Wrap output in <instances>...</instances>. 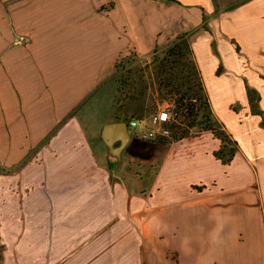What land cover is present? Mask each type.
Instances as JSON below:
<instances>
[{
  "label": "crops",
  "instance_id": "0c3cea01",
  "mask_svg": "<svg viewBox=\"0 0 264 264\" xmlns=\"http://www.w3.org/2000/svg\"><path fill=\"white\" fill-rule=\"evenodd\" d=\"M189 2L195 18L187 13L183 30L195 27L189 46L211 112L238 143L229 164L213 155L220 140L210 131L165 141L129 130L111 152L102 125L134 117L115 116L89 135L75 110L128 43L104 42L101 28L93 41L86 27L55 22L9 36L0 12L2 264H264V126L245 90L258 92L264 110V70L248 76L244 65L264 56V0ZM25 21L35 25L31 14ZM132 45L146 57L158 42ZM148 151L143 180L132 158Z\"/></svg>",
  "mask_w": 264,
  "mask_h": 264
},
{
  "label": "rangeland",
  "instance_id": "374dc122",
  "mask_svg": "<svg viewBox=\"0 0 264 264\" xmlns=\"http://www.w3.org/2000/svg\"><path fill=\"white\" fill-rule=\"evenodd\" d=\"M214 1L216 8H220L238 0ZM191 7L195 8L189 0H178V2L171 0H0V12L7 9L9 36L14 32L19 34H23V31L31 32L38 26L41 28L55 22L68 31H74L80 26L86 27L88 38L93 41L99 40L96 30L101 28L102 31L99 32L103 33L104 42L128 43L127 51L121 53L116 60L118 68H113V72L97 85L98 88L89 92L77 105L75 116L81 118L89 135H97L102 123L112 120L113 116L148 117L159 102L174 100L175 97L171 96L172 91L166 85L167 82L163 81L164 76L167 75L166 73L157 75L154 59H161L164 51L179 36L184 35L188 43L195 39V27L183 30V20L187 13L195 18V10L191 11ZM22 14L25 16L23 26L17 19ZM29 14L35 22L32 27L25 21ZM53 18L56 20L53 21ZM18 39L20 42L23 41L22 38ZM150 40L158 42L156 52L152 51L149 56L139 57L132 42H149ZM244 65L248 76L264 70V56L259 61ZM183 66L187 68L186 64ZM183 66L178 65L176 69ZM213 68L212 60H206L202 68L208 87L214 84ZM183 73H186V70ZM261 84L264 91V83ZM119 85L125 92L129 89V93L127 99L116 102L115 96ZM115 104L118 105L117 108ZM131 132L138 134L143 130L131 128ZM0 135L6 136V130L3 127H0ZM6 146V142L0 141V148L5 150ZM148 153L149 151L146 155H141L139 157L141 160H138L135 155L132 158V164L136 166L143 180L150 171L149 159L151 158ZM22 163L23 160L19 159L13 165L19 167ZM156 165L159 167V164Z\"/></svg>",
  "mask_w": 264,
  "mask_h": 264
},
{
  "label": "trees",
  "instance_id": "16d2710c",
  "mask_svg": "<svg viewBox=\"0 0 264 264\" xmlns=\"http://www.w3.org/2000/svg\"><path fill=\"white\" fill-rule=\"evenodd\" d=\"M171 1L178 2V0ZM202 20L203 22L205 21L204 14H202ZM172 42L164 51L162 58L154 59V61L157 67V75L166 73L167 76H164L163 81L167 82L166 85L172 91L171 96L175 97L174 101L182 108V125H177L174 128V140L197 135L202 131H210L220 140L219 147L213 152V155L223 164H229L238 150V143L227 133L223 124L211 112L200 72L195 65L192 51L185 36H179L177 40ZM154 52H156V47ZM184 64L187 65V68H184ZM178 65H182L183 67L176 69ZM114 68H118L117 61L114 64ZM185 70L186 73H183ZM220 71L221 65L219 64L216 69V74H219ZM245 90L251 112L260 115L261 124L264 126V110L259 107L260 97L258 92L247 83H245ZM126 91L128 92L123 91L120 85L117 87L116 102L127 99L129 89ZM117 107L118 105L115 104V108ZM131 117L137 116L134 115ZM113 118L115 120L120 119V117L115 116ZM7 172V168L0 164V174ZM4 248L5 246L0 238V264L3 261Z\"/></svg>",
  "mask_w": 264,
  "mask_h": 264
},
{
  "label": "built area",
  "instance_id": "2783aa9c",
  "mask_svg": "<svg viewBox=\"0 0 264 264\" xmlns=\"http://www.w3.org/2000/svg\"><path fill=\"white\" fill-rule=\"evenodd\" d=\"M181 113L182 108L174 100H163L148 117L131 118L126 124L129 130L141 128L142 133H134L141 139L171 141L174 140V128L182 125ZM145 207L149 208V203H146Z\"/></svg>",
  "mask_w": 264,
  "mask_h": 264
},
{
  "label": "water",
  "instance_id": "95a60500",
  "mask_svg": "<svg viewBox=\"0 0 264 264\" xmlns=\"http://www.w3.org/2000/svg\"><path fill=\"white\" fill-rule=\"evenodd\" d=\"M100 137L111 152H117L123 148L129 140V129L125 121L107 122L100 129ZM120 141L117 148H113L114 141ZM135 139H132L134 141Z\"/></svg>",
  "mask_w": 264,
  "mask_h": 264
}]
</instances>
